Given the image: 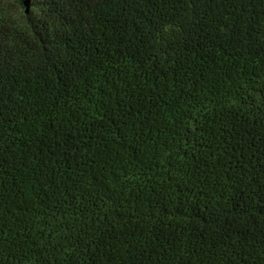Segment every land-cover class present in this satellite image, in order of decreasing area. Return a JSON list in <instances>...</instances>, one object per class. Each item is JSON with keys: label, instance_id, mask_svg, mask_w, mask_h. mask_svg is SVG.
<instances>
[{"label": "trees", "instance_id": "trees-1", "mask_svg": "<svg viewBox=\"0 0 264 264\" xmlns=\"http://www.w3.org/2000/svg\"><path fill=\"white\" fill-rule=\"evenodd\" d=\"M0 8V264H264V0Z\"/></svg>", "mask_w": 264, "mask_h": 264}, {"label": "rangeland", "instance_id": "rangeland-1", "mask_svg": "<svg viewBox=\"0 0 264 264\" xmlns=\"http://www.w3.org/2000/svg\"><path fill=\"white\" fill-rule=\"evenodd\" d=\"M0 8L5 16H9L15 23L23 21L21 11L15 6L14 0H0Z\"/></svg>", "mask_w": 264, "mask_h": 264}]
</instances>
